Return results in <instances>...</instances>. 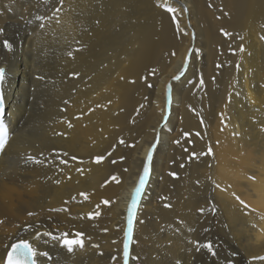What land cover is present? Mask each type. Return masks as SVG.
<instances>
[{"label":"bare ground","instance_id":"1","mask_svg":"<svg viewBox=\"0 0 264 264\" xmlns=\"http://www.w3.org/2000/svg\"><path fill=\"white\" fill-rule=\"evenodd\" d=\"M262 37L264 0H0V264H124L149 151L127 264H264Z\"/></svg>","mask_w":264,"mask_h":264},{"label":"snow or ice","instance_id":"2","mask_svg":"<svg viewBox=\"0 0 264 264\" xmlns=\"http://www.w3.org/2000/svg\"><path fill=\"white\" fill-rule=\"evenodd\" d=\"M168 12H175L174 8H167L166 9ZM60 9L57 8L56 12H59ZM38 20L43 21V17H37ZM39 27L43 28L44 23H41ZM264 39V37H262ZM3 47L11 50V44L8 41H4ZM78 50V49H77ZM240 52L244 51L243 46L239 49ZM71 55V53H69ZM187 62V61H186ZM184 75V71L182 70L179 75H176L173 77L174 80L179 81L181 77ZM6 72L3 67H0V85L3 84L5 80ZM201 85H203V80H200ZM169 89H171V86H169ZM2 102V101H0ZM69 127H71V124H69ZM123 142V141H121ZM158 142V141H157ZM7 141L5 140V133L3 130L2 125H0V152L3 151ZM155 148V145L153 146V149ZM196 154H192V158H195ZM30 160H32L34 163H41V161L37 160L34 157L29 156ZM103 157H97L95 162L100 163ZM153 159V151H149L147 154V162L143 166L142 174L139 176L138 179V184L135 186L132 196H131V202L128 207V218H127V231L124 234L125 237V242L123 245V260L124 264H127L128 258H129V244L133 239V233H134V217L136 216L138 206L140 199L142 197V194L145 192L147 184L150 179L151 175V162ZM61 163H66V161L61 160ZM115 161H113L114 163ZM183 166V165H182ZM170 175L175 176L174 173H170ZM113 179H116L113 177ZM58 182V181H57ZM118 182V181H117ZM108 202L105 201V204ZM165 207H170V205L165 204ZM203 209H201V212ZM29 216L34 215V213L29 212ZM96 215L98 216L99 213L97 212ZM89 218H92L91 214L89 215ZM2 223V221H0ZM207 231V230H205ZM45 235L49 236L51 239L58 240L62 243V247L66 249L68 253H72L74 251V248L79 247L83 248L84 247V240H83V234L82 233H75L74 237L72 239L68 238V234L64 233L61 236H53L51 233H45ZM115 243V241H114ZM93 247H98L97 245H93ZM201 248L206 249L208 253L215 255L214 247L211 243H204V244H197L196 250L199 251ZM40 255L47 256V253H40ZM37 256V251L31 244H29L27 241L21 240L19 243H14L11 245V250L7 252V260L6 264H35V259L34 257ZM116 258L113 257V260ZM264 259V258H261Z\"/></svg>","mask_w":264,"mask_h":264},{"label":"flooded vegetation","instance_id":"3","mask_svg":"<svg viewBox=\"0 0 264 264\" xmlns=\"http://www.w3.org/2000/svg\"><path fill=\"white\" fill-rule=\"evenodd\" d=\"M7 122V121H6ZM8 125H9V123H7ZM9 127H10V125H9ZM11 129V128H10Z\"/></svg>","mask_w":264,"mask_h":264},{"label":"water","instance_id":"4","mask_svg":"<svg viewBox=\"0 0 264 264\" xmlns=\"http://www.w3.org/2000/svg\"><path fill=\"white\" fill-rule=\"evenodd\" d=\"M5 69V68H4ZM5 72H6V70H5Z\"/></svg>","mask_w":264,"mask_h":264}]
</instances>
